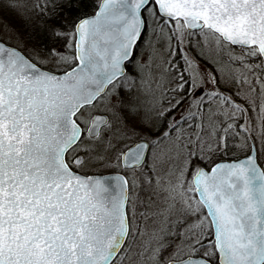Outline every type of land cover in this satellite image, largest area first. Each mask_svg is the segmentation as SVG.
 Here are the masks:
<instances>
[{
  "label": "water",
  "instance_id": "obj_1",
  "mask_svg": "<svg viewBox=\"0 0 264 264\" xmlns=\"http://www.w3.org/2000/svg\"><path fill=\"white\" fill-rule=\"evenodd\" d=\"M74 22L75 63L39 66L0 40V264H110L128 231L127 178L120 172L82 174L65 152L81 133L76 111L125 70L153 1L160 17L187 30L203 26L231 45L256 46L264 62V0H98ZM107 121L94 116L88 129ZM147 143L122 153L139 165ZM210 220L218 264L264 263V163L255 144L192 176ZM167 264H211L187 255Z\"/></svg>",
  "mask_w": 264,
  "mask_h": 264
},
{
  "label": "rangeland",
  "instance_id": "obj_2",
  "mask_svg": "<svg viewBox=\"0 0 264 264\" xmlns=\"http://www.w3.org/2000/svg\"><path fill=\"white\" fill-rule=\"evenodd\" d=\"M40 1L0 0V40L18 47L30 59L41 63L39 66L64 70L73 58L75 20L61 17V25L52 26V32L45 27V37H41L42 27L35 20ZM144 9L147 24L135 47V59L129 63L136 62L137 70L147 75V80L143 78L147 99L153 96L155 78L164 77V67L171 64L181 78L170 74L165 79L167 85L172 88L174 80L193 81L195 89L209 94L206 99L210 103L205 105L201 98V115L195 122L183 123L173 118L179 107L174 110L170 102L169 128L162 127L163 121L156 113L160 111L158 107L149 120L143 121L141 111L123 120L117 131L113 108L107 102L99 105L108 109L111 120L92 148L84 152L89 162L108 166L128 143L140 136L153 143L147 163L127 174L131 185L129 238L111 264H167L169 260L193 255L197 247L210 240V221L191 182L196 169L204 166L200 162L212 164L232 155L246 154L251 141L264 162V90L256 88L257 81L263 87L258 74L260 65H255L252 71L248 66L253 67L248 59L255 53L237 45L229 46L211 31L187 30L179 18L154 14L151 4ZM224 61L228 62L227 67ZM241 62L248 64L239 66ZM252 90L258 93H255L257 104L251 109L248 92ZM217 92L223 97H215ZM186 108L193 110L194 105L187 103ZM172 124L175 127L170 129ZM85 144L82 141L78 151H83Z\"/></svg>",
  "mask_w": 264,
  "mask_h": 264
},
{
  "label": "flooded vegetation",
  "instance_id": "obj_3",
  "mask_svg": "<svg viewBox=\"0 0 264 264\" xmlns=\"http://www.w3.org/2000/svg\"><path fill=\"white\" fill-rule=\"evenodd\" d=\"M39 23V19H35ZM34 20V21H35ZM146 20H145V26L143 29V32L146 27ZM143 32L141 34V37L143 35ZM142 38L139 39V41ZM138 41V43H139ZM137 43V44H138ZM135 56V51L133 50V55L128 61L125 63V70L122 71V74L117 76L115 79L112 81L108 82L107 86L103 90V93H99L93 101L83 104L73 115L76 122L79 124L81 129V133L79 135L78 141L73 144L72 146H69V148L65 152V160L68 164V166L73 169L74 171L80 172L82 174H99V173H106L107 172H120L125 175L127 178V185H128V196H127V203H126V213H127V221H128V231H127V236H125V241L123 243L122 248L126 245L128 242L129 238V232H130V225H131V216L128 210V202H129V194L131 191V185L130 184V178L128 172L141 167L147 163V159L149 158V152L152 149L153 143L152 141L148 139V137L145 136H140L138 139L128 143L121 153L116 155L114 161L108 166H100L97 165L95 166L92 162H89V160L84 152L87 150H90L92 148L91 145H93V142L97 141L100 137V134L103 132L105 126L109 123L111 120V114L108 111L106 107L101 106L100 104L103 102H107L109 107L113 108V113H115V124H116V131H117V126H120V123L122 121H126V119L131 118L132 116L137 115V113H142L141 118L143 121L149 120L152 116L155 115L153 111H155V108H160V111H157L158 118H161L162 120L160 121L162 123V127L164 128H169L167 125L170 117V106L169 103L173 102L172 105L174 104V112L172 114V117H177L179 122L185 123L186 121H193L195 122L197 119H199L201 115V110H202V99L203 103L206 105L210 103V100L206 99L209 98V94L207 92H204L203 94L201 93V89L197 88L194 86L193 81L189 80H182V81H175L172 86H168L166 78H170V74L176 77L177 73L175 71L174 65L167 64L164 68L166 70V74L164 77L160 75V80H155V83L157 84L155 87V90L152 93V97H149L147 99V92L144 91L146 82H144L143 78H146L147 80V75L146 74H141L135 67V63L132 65L130 64L132 60H134ZM173 56V55H172ZM175 56V54H174ZM198 57H201L200 55H197ZM131 61V62H130ZM130 62V63H129ZM143 68V65H139ZM168 66V68H167ZM170 69V70H169ZM163 79V80H162ZM229 93V91L227 90ZM230 94V93H229ZM226 98L228 97L227 93H225ZM223 97L222 94H219L218 92L215 94V97ZM220 97V98H221ZM202 98V99H201ZM216 100V99H215ZM194 105L193 110H189L186 108V104ZM168 106V108H166ZM182 106V107H181ZM173 111V110H172ZM97 114H104L107 117V121L103 124H99L98 130L94 134H89L88 129L92 122L94 121V116ZM175 114V116H174ZM180 117V118H179ZM145 119V120H144ZM123 121V122H124ZM175 127V124H172L170 129ZM85 141L86 144L83 148V151H78V145L82 142ZM136 141H145L147 143L146 147V152H145V158L142 163L139 165H132V166H127V165H122V153L123 151L129 147L132 143ZM200 157V156H199ZM211 164H209L210 166ZM209 166H203L205 168H208Z\"/></svg>",
  "mask_w": 264,
  "mask_h": 264
},
{
  "label": "trees",
  "instance_id": "obj_4",
  "mask_svg": "<svg viewBox=\"0 0 264 264\" xmlns=\"http://www.w3.org/2000/svg\"><path fill=\"white\" fill-rule=\"evenodd\" d=\"M98 2H99L98 0H42V1H40L39 3H37L38 5L36 8V17L40 20L38 24L40 25V27H42L41 30L39 31L41 37H43V36L45 37V31H44L45 27H47L49 29L48 30L49 32H52V28H51L52 26L61 25V22L59 21V19L61 17L71 18L72 20L76 21L78 18L92 13L95 10V8L97 7ZM151 5L154 9V12H155L154 14H157L156 9H155V5L153 3H151ZM202 29L213 32L212 30H210L209 28H206V27H202ZM215 35H217V34H215ZM61 42L64 43L63 41H61ZM219 43H220V41H219ZM229 46H231V45H229ZM235 47H238V46H235ZM240 47L243 49H247L249 53H251V52L255 53V54L253 53L255 56H252L250 59H248V61L252 64L253 67L250 68V65H248V66H249V69L252 71L253 68L256 69L255 65H257V66L260 65L258 67V74L261 75L260 82H262L263 87H261L260 83L257 81V83H256L257 87L256 88L259 91H260V89H262V91H263L264 90V63L262 61L261 56L259 55V52H258L256 46L250 45V46H246V47H243V46H240ZM71 52H72L71 54L73 55L72 61L66 63L65 68L71 66L72 63L75 62V58H74V54H73V48H71ZM254 60L257 61L258 64H256V62H254ZM227 63L228 62L224 61L223 65L225 67H227L228 66ZM38 64L40 65L41 63H38ZM246 64H248V63L241 62L239 66H243V65L246 66ZM257 90H252V91L248 92V97L250 99V102H249L250 104L248 107H251V109L255 108L254 106H256V104H257V95L255 94L257 92ZM254 138H255V140H257L256 135ZM260 144H261V142H260ZM257 145H258V142H257ZM231 157H234V155H232ZM257 158H258L259 162H261V158L258 157V153H257ZM200 164H202L204 166H209V164H206V162H202V163L200 162ZM208 229H209L208 233L210 236L209 237L210 240L208 241V243L201 244L199 247H197L198 249L193 254H196V255L201 254V255L205 256L206 258H208L211 261V264H218L217 263V253H216V250L214 248V243H213V239H212L211 225ZM204 247L206 248V250H205L206 253H204L205 252L203 250Z\"/></svg>",
  "mask_w": 264,
  "mask_h": 264
}]
</instances>
